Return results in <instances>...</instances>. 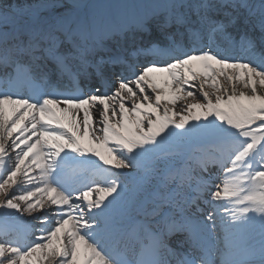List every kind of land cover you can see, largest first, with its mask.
I'll list each match as a JSON object with an SVG mask.
<instances>
[{"label":"snow or ice","instance_id":"6c2138e0","mask_svg":"<svg viewBox=\"0 0 264 264\" xmlns=\"http://www.w3.org/2000/svg\"><path fill=\"white\" fill-rule=\"evenodd\" d=\"M88 10L0 0L5 82L41 88L0 92V209L41 222L30 242L0 239V264H264V240L238 239L257 220L264 234V0H162L130 26ZM129 33L154 39L114 51ZM77 157L108 166L103 184L64 182Z\"/></svg>","mask_w":264,"mask_h":264},{"label":"bare ground","instance_id":"6f19581e","mask_svg":"<svg viewBox=\"0 0 264 264\" xmlns=\"http://www.w3.org/2000/svg\"><path fill=\"white\" fill-rule=\"evenodd\" d=\"M86 3L89 5V10H88L89 13L91 15H94L98 20L102 21L101 19L103 17L101 15L102 12L100 10L99 11L94 10L93 0H86ZM150 6L152 5L150 4V2L146 0H131V1L130 0H112V3L110 5L111 9H109L111 11L110 16L115 18V20L113 19L114 24L130 26L134 23L136 15L143 11L149 10ZM242 56H244L245 59L248 58L246 54H243ZM150 75L154 76L157 80H159L162 76V74H159V73H152ZM221 80H223V78H221ZM205 87L207 90L211 91V89H208L207 85ZM196 92L199 98L198 90ZM17 134L18 133H14L13 135L15 136ZM10 143H11V139H9L6 142V145H5L6 153L3 157L4 164L7 165L8 167H11L12 164L14 163V160H15L14 152L19 151V149L12 150L8 148L7 145ZM205 143L206 142H202L199 144L205 146L206 145ZM9 155L13 156L12 161L7 160V156ZM76 159H85V158L77 157ZM89 162H92L95 164H101L102 167H108V166H103L102 162H100L98 158H95V157H93L92 160ZM5 170H6L5 168L0 167V176L4 175ZM38 174H39L38 169L35 171L29 170V175H38ZM19 177H20V174H18V177H17V181H18L17 184L12 185L9 188V192H11L13 188H15L17 195L23 194L24 191L31 190L33 188V185L31 184H26V183L21 184L19 182ZM221 177H222L221 179H224L222 174H221ZM100 184H103L102 180L100 181ZM0 210H3V209H0ZM37 216H39V212H34L31 215H29L28 213H17L15 216H7V217L4 216L3 218H0V221L12 223L18 229H26L30 233L31 238L33 239L34 234H38V230L41 228V222L37 219H34V217H37ZM248 230H252V226Z\"/></svg>","mask_w":264,"mask_h":264},{"label":"rangeland","instance_id":"374dc122","mask_svg":"<svg viewBox=\"0 0 264 264\" xmlns=\"http://www.w3.org/2000/svg\"><path fill=\"white\" fill-rule=\"evenodd\" d=\"M131 1V0H130ZM148 2H150L151 5H154V4H157V3H160L162 2V0H146ZM112 3V0H93V7H94V10L96 11H101V15L103 16V18H105L104 21L107 20V17H108V14H110L109 12L107 13V11H110L109 9L110 8V5ZM237 55H243V53H237ZM256 63H258L259 61L256 60L254 61ZM199 88V83L198 82H195V87L194 88H190L189 90H192L194 92H196ZM207 143H216L215 145H218V142L216 141H205ZM219 147V145L217 146ZM200 148V145L197 144V145H194L193 146V150L194 151H198ZM164 149L167 151V150H175L174 146L172 145H164ZM0 217H4V211L3 210H0ZM253 229L255 230L251 236H247V237H240L238 239L240 240H251V242L256 246V247H259L262 240H264V234H262V231H261V226L259 224V221L257 220V222L254 224L253 226Z\"/></svg>","mask_w":264,"mask_h":264}]
</instances>
